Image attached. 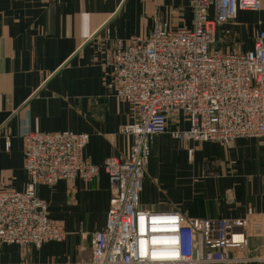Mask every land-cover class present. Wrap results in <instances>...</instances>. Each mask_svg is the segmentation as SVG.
<instances>
[{"label":"crops","instance_id":"crops-1","mask_svg":"<svg viewBox=\"0 0 264 264\" xmlns=\"http://www.w3.org/2000/svg\"><path fill=\"white\" fill-rule=\"evenodd\" d=\"M127 5L141 18L135 31L131 18H119ZM248 13L239 12L235 21L218 28L221 51L238 50L236 45L247 51L264 32V0L252 20ZM192 18L189 0H0V189L26 188L23 137L32 132L87 134L84 155L93 164L126 160L132 139L120 128L134 121L135 111L111 91L112 39L146 34L155 22L190 27ZM181 120L169 118L167 132L151 138L139 209L209 220L247 218L249 256L264 258L261 141L240 138L230 149L220 142H183L171 135L187 128ZM36 193L47 204L49 220L66 231L65 240L39 248L0 245V264L88 263L91 234L104 228L109 208L105 172L87 183L39 186Z\"/></svg>","mask_w":264,"mask_h":264},{"label":"built area","instance_id":"built-area-1","mask_svg":"<svg viewBox=\"0 0 264 264\" xmlns=\"http://www.w3.org/2000/svg\"><path fill=\"white\" fill-rule=\"evenodd\" d=\"M189 6L190 27L155 22L146 34L112 39L111 91L135 111L134 121L120 128L132 139L126 160L93 164L84 155L87 134L32 132L23 137L28 182L21 192L0 189V245L39 248L64 241L66 231L49 220L37 188L76 179L91 182L103 171L109 208L104 228L91 234L86 264L264 261L249 256L247 218H186L176 211L138 207L151 138L167 132L171 117L181 116L188 125L171 132L183 142H220L230 149L237 139L258 138L264 147V32L256 34L247 51L223 52L215 46L218 28L235 21L239 12H259L261 0H189ZM105 35L110 38L108 28Z\"/></svg>","mask_w":264,"mask_h":264},{"label":"rangeland","instance_id":"rangeland-1","mask_svg":"<svg viewBox=\"0 0 264 264\" xmlns=\"http://www.w3.org/2000/svg\"><path fill=\"white\" fill-rule=\"evenodd\" d=\"M129 5H127V6H125L123 9H122V12H121V15L119 16V18H121L122 20H129L130 18H131V22L132 23H130V25H132V27H131V29L133 30V31H135V25L136 24H140L141 23V18H138L137 17V15H135V14H132V12H131V10H130V13L128 12V10L127 9H129ZM130 9H131V7H130ZM247 20H252L254 17V13H248L247 15ZM183 25H186V24H183ZM254 29H256L255 31H257L258 30V27H254ZM227 31V30H226ZM256 33V32H255ZM244 37H246L244 34H243V39H245ZM233 40L232 39H229V40H227V43H228V45H230L231 43H233L232 42ZM226 43V42H225ZM220 43H216V48L217 49H219L220 48V45H219ZM221 45H222V43H221ZM223 45H224V43H223ZM225 47V46H224ZM236 49H238V50H242L243 51V47L241 46V47H238L237 45H236ZM54 186V185H53ZM50 187H52V186H50Z\"/></svg>","mask_w":264,"mask_h":264}]
</instances>
